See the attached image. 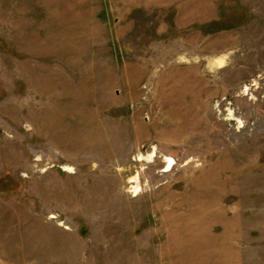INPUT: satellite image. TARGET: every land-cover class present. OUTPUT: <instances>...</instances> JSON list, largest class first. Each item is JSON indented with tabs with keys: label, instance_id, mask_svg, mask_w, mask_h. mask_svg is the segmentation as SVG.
I'll list each match as a JSON object with an SVG mask.
<instances>
[{
	"label": "rangeland",
	"instance_id": "1",
	"mask_svg": "<svg viewBox=\"0 0 264 264\" xmlns=\"http://www.w3.org/2000/svg\"><path fill=\"white\" fill-rule=\"evenodd\" d=\"M0 264H264V0H0Z\"/></svg>",
	"mask_w": 264,
	"mask_h": 264
}]
</instances>
